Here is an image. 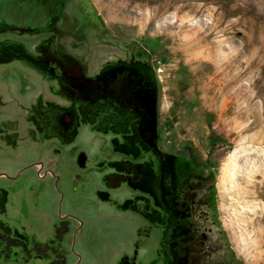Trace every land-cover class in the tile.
<instances>
[{"label":"rangeland","instance_id":"rangeland-1","mask_svg":"<svg viewBox=\"0 0 264 264\" xmlns=\"http://www.w3.org/2000/svg\"><path fill=\"white\" fill-rule=\"evenodd\" d=\"M15 44L30 53L45 44L52 74L134 60L156 76L163 200L177 225L166 237L154 196L102 185L111 160L117 174V161L155 164L153 154L121 156L119 136L81 131L73 156L87 150L103 166L88 176L73 264H264V0H0L3 100L52 94L45 77L11 62Z\"/></svg>","mask_w":264,"mask_h":264},{"label":"flooded vegetation","instance_id":"flooded-vegetation-1","mask_svg":"<svg viewBox=\"0 0 264 264\" xmlns=\"http://www.w3.org/2000/svg\"><path fill=\"white\" fill-rule=\"evenodd\" d=\"M13 47L11 62L21 61L45 77L44 86L52 94L0 99V264H73V258L80 259L76 245L88 228L83 209L90 206L84 198L93 187L88 176L95 175L92 167L103 166L87 150L73 156L72 146L87 130L119 136L121 156L140 160L153 154L155 164L117 161V174L111 160V171L100 179L108 191L125 184L138 195L154 196L167 213L168 237L177 223L163 200L166 164L155 142L157 81L152 68L118 61L86 75L81 68L59 64L60 73L52 74L41 50L45 44L36 53ZM115 143L107 147L111 157ZM131 205L130 198L120 204L124 212Z\"/></svg>","mask_w":264,"mask_h":264},{"label":"trees","instance_id":"trees-1","mask_svg":"<svg viewBox=\"0 0 264 264\" xmlns=\"http://www.w3.org/2000/svg\"><path fill=\"white\" fill-rule=\"evenodd\" d=\"M177 260H178V259H177ZM177 260H176V262H177L176 264H180V263L182 262L181 260H178V261H177Z\"/></svg>","mask_w":264,"mask_h":264}]
</instances>
